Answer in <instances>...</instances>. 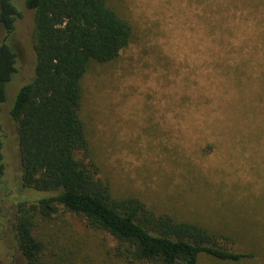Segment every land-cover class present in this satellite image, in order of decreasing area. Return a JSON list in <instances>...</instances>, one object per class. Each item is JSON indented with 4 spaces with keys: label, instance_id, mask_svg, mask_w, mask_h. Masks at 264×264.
<instances>
[{
    "label": "rangeland",
    "instance_id": "rangeland-1",
    "mask_svg": "<svg viewBox=\"0 0 264 264\" xmlns=\"http://www.w3.org/2000/svg\"><path fill=\"white\" fill-rule=\"evenodd\" d=\"M110 3L131 22L133 34L116 58L92 63L84 77L81 116L92 159L116 194H134L156 212L227 230L220 237L231 246L243 243L237 229L264 243V0ZM28 16L18 19L19 78L11 91L32 74ZM0 140V264H24L9 218L17 198L40 191L18 180V146L5 110ZM61 217L66 225L74 218ZM65 229L57 239L73 242L82 256L76 264H111L101 233L80 223ZM203 264L226 263L204 258Z\"/></svg>",
    "mask_w": 264,
    "mask_h": 264
},
{
    "label": "trees",
    "instance_id": "trees-1",
    "mask_svg": "<svg viewBox=\"0 0 264 264\" xmlns=\"http://www.w3.org/2000/svg\"><path fill=\"white\" fill-rule=\"evenodd\" d=\"M16 2L18 9L12 0H0V121L5 110L18 146L21 186L40 191L17 198L9 218L24 264H76L82 256L74 253L73 242L57 239L59 230L74 223L103 235L100 245L111 264H203L204 258L254 264L264 258V243L246 231L233 227L244 244L231 246L220 237L227 230L156 212L134 194H116L92 159L81 116L84 77L92 63L116 58L133 34L131 22L110 0ZM25 12L32 74L11 91L9 84L19 78L18 19ZM64 212L79 223L73 218L64 224ZM55 244L61 250H53Z\"/></svg>",
    "mask_w": 264,
    "mask_h": 264
}]
</instances>
